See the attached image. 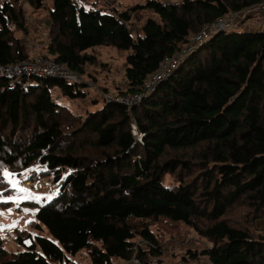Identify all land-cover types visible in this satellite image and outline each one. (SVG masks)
<instances>
[{
	"label": "trees",
	"instance_id": "obj_1",
	"mask_svg": "<svg viewBox=\"0 0 264 264\" xmlns=\"http://www.w3.org/2000/svg\"><path fill=\"white\" fill-rule=\"evenodd\" d=\"M83 1L50 0L44 55L78 79L0 77V165L35 163L36 177L62 182L30 206L34 227L48 237L15 234L23 249L7 256L0 247V264H77L69 257L81 250L89 264H162L149 230L157 219L204 238L200 256L209 264H264V236L252 230L264 217V29L228 24L182 51L204 24L264 0H143L110 10ZM27 3L39 8L42 0ZM140 10L153 15L131 33ZM23 20L19 5L0 2V64L28 58L15 35L24 33ZM99 45L126 51L124 86L113 94L92 93L80 78H94L88 66L107 67L87 51ZM176 53L172 71L130 109L112 99L140 91L159 61Z\"/></svg>",
	"mask_w": 264,
	"mask_h": 264
},
{
	"label": "rangeland",
	"instance_id": "obj_2",
	"mask_svg": "<svg viewBox=\"0 0 264 264\" xmlns=\"http://www.w3.org/2000/svg\"><path fill=\"white\" fill-rule=\"evenodd\" d=\"M8 2L9 4L19 5L24 15L23 23L25 31L16 32L15 35L20 38L24 46L25 53L28 57L34 55H47L46 46L48 44L49 36V19L48 8L50 7V0H42V5L39 8H34L28 5L27 0H0V2ZM143 0H85L83 4L85 7L95 5L102 10H110L115 5L118 9L125 8L135 2H142ZM161 1H176V0H161ZM148 15H153L148 10H140L135 12L128 27L131 33L139 27L140 21ZM231 18V28L236 32L240 31H260L264 29V7L246 8L236 15H229ZM45 21H48L45 24ZM96 51L98 60L103 61L106 68H99L98 66H88L87 70L93 75V79L87 78L86 75L80 76L83 80L88 82L89 91L99 93L101 90H106L113 94L118 89H123L124 83L122 80V67L124 66V54L126 51L117 50L110 46H97ZM94 53L92 50H87ZM105 67V66H104ZM120 87V88H117ZM57 100L64 102L66 99L55 97ZM66 103V101L64 102ZM79 112L82 111L79 109ZM38 166L33 163L26 169L11 170L0 165V247L5 250L7 256L21 251L23 248L14 242V236L20 233V237L24 238L23 234L29 232L31 235H40L48 237L44 228L40 231L34 227L32 205H41L45 200H48L52 195L56 194L61 180L58 183H52L51 176L36 177ZM7 171L11 174L9 178L4 176ZM18 182L16 187L10 182ZM163 183L171 185L169 176L164 177ZM18 188L28 189L33 194L40 197L37 201L35 199L24 198V193L18 191ZM19 199V204H17ZM28 202L31 205H26ZM26 203V204H24ZM27 209L28 211H25ZM233 218H239V215H232ZM30 222L31 225H28ZM15 223L14 227H9ZM253 232L264 236V217L256 219L252 224ZM24 230V231H23ZM149 230L155 234L161 249V257L159 258L162 264H209L207 259L200 256L201 250L209 246L208 242L198 236L191 228L182 223H172L163 219H157L150 222ZM22 232V234H21ZM135 244L145 248L144 243L137 237L133 239ZM24 243H26L24 239ZM187 253H194L196 257L191 258ZM71 260L79 264H88L86 259V250H81L75 256L70 257ZM122 261L116 260L112 264H122Z\"/></svg>",
	"mask_w": 264,
	"mask_h": 264
},
{
	"label": "built area",
	"instance_id": "obj_3",
	"mask_svg": "<svg viewBox=\"0 0 264 264\" xmlns=\"http://www.w3.org/2000/svg\"><path fill=\"white\" fill-rule=\"evenodd\" d=\"M237 13H232L231 15H236ZM231 18L217 17L212 22L204 24L201 29L194 33L188 42L183 47L182 51L188 50L193 43L203 41L212 32H216L219 29L227 28L230 24ZM178 55L176 53L170 57H164L159 61L156 69L148 74L141 83V90L132 94L127 95H113L112 99L116 102L122 103L130 109L131 106L138 101L141 95H145L152 90L154 84L165 78L172 69L176 66L178 62ZM30 74H41V75H51L54 77H60L63 79H68L70 81H75L78 79V75L70 72L63 64L54 61L52 58L34 55L32 57L24 58L13 63L0 64V77H7L12 79H17L21 75ZM132 133L135 135L134 127L132 126ZM30 225V223H28ZM122 264H136L134 259L130 261H123ZM53 264H65L64 261H56ZM89 264V263H88Z\"/></svg>",
	"mask_w": 264,
	"mask_h": 264
},
{
	"label": "snow or ice",
	"instance_id": "obj_4",
	"mask_svg": "<svg viewBox=\"0 0 264 264\" xmlns=\"http://www.w3.org/2000/svg\"><path fill=\"white\" fill-rule=\"evenodd\" d=\"M4 176H5L6 178H9V177L11 176V174L8 173L7 171H5V172H4ZM10 182L13 184V187H16V186H17V183H18V182L11 181V180H10ZM18 191L21 192V193H24V198H26V199H35V200H37V201L40 199L39 196L33 194V193L30 192L28 189H25V188H18ZM16 202H17V204H19V202H20L19 199H17ZM25 211H28V210L25 209ZM14 226H15V223H14L13 225L9 226V227H14ZM0 230H2V226H0Z\"/></svg>",
	"mask_w": 264,
	"mask_h": 264
},
{
	"label": "crops",
	"instance_id": "obj_5",
	"mask_svg": "<svg viewBox=\"0 0 264 264\" xmlns=\"http://www.w3.org/2000/svg\"><path fill=\"white\" fill-rule=\"evenodd\" d=\"M99 46H100V45H99ZM96 47H97V46H96ZM96 47H93V48L88 49V50H92V51L94 52L93 54L96 55L97 58H99V57H98V54H99V53H98V52L96 51V49H95ZM88 52H89V51H88ZM90 53H91V52H90ZM102 62H103V61H102ZM32 218H33V217H32ZM69 260H70V261H73V260L70 259V257H69ZM73 262H76V260L74 259ZM76 263L79 264L78 262H76Z\"/></svg>",
	"mask_w": 264,
	"mask_h": 264
},
{
	"label": "water",
	"instance_id": "obj_6",
	"mask_svg": "<svg viewBox=\"0 0 264 264\" xmlns=\"http://www.w3.org/2000/svg\"><path fill=\"white\" fill-rule=\"evenodd\" d=\"M48 23V21H45V24H47Z\"/></svg>",
	"mask_w": 264,
	"mask_h": 264
},
{
	"label": "clouds",
	"instance_id": "obj_7",
	"mask_svg": "<svg viewBox=\"0 0 264 264\" xmlns=\"http://www.w3.org/2000/svg\"><path fill=\"white\" fill-rule=\"evenodd\" d=\"M34 215V214H33ZM30 223V222H29ZM31 225V224H30Z\"/></svg>",
	"mask_w": 264,
	"mask_h": 264
}]
</instances>
